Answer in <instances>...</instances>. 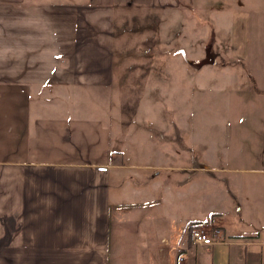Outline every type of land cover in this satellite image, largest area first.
I'll list each match as a JSON object with an SVG mask.
<instances>
[{
    "label": "crops",
    "instance_id": "crops-1",
    "mask_svg": "<svg viewBox=\"0 0 264 264\" xmlns=\"http://www.w3.org/2000/svg\"><path fill=\"white\" fill-rule=\"evenodd\" d=\"M263 6L0 0V264H264V111L252 97L242 115L236 93L235 113L212 124L225 142L203 135L207 88L246 84L227 67L215 70L246 64L260 48ZM142 40L162 43L167 56L117 62L121 49ZM207 42L214 64L198 67ZM132 77L151 80L140 94L117 92L119 100L137 98L126 109L145 104L127 164L114 131L127 120L114 121L108 104L115 84L137 90ZM193 160L211 173L193 172ZM128 171L143 178L130 183ZM206 177L236 190L238 210L242 189L259 190L261 204H251L259 219L246 208L240 225L225 220L224 188ZM190 223L224 230L212 246H198Z\"/></svg>",
    "mask_w": 264,
    "mask_h": 264
},
{
    "label": "rangeland",
    "instance_id": "rangeland-1",
    "mask_svg": "<svg viewBox=\"0 0 264 264\" xmlns=\"http://www.w3.org/2000/svg\"><path fill=\"white\" fill-rule=\"evenodd\" d=\"M255 20H254V18H252V21H255ZM263 21H264V15L262 17V22ZM262 28L264 29V23L262 24ZM131 36H133V34H131ZM146 39H148V37H146ZM140 42H142V43L136 42L134 44L135 46H133V44H128L126 46V48H124L123 50L121 49L116 56L117 62L119 59L120 60H122V59L128 60V59H134V58H140V57H157V58H160V57H166L167 56L166 47L162 43H160V42H152V43L147 42V45H146V44H144L143 40ZM259 45H260L259 49L250 50L249 57H251V58H249V60L247 61L246 64L243 63V64H236V65L232 66L231 64L228 63L226 65H222L221 69L215 70L216 72H223L224 71L223 68L227 67L229 70H231L230 72H235L240 77L245 78L246 84H244L245 86H243L242 83L234 85L233 81H231V82L229 81L228 83L223 82V84H222L223 88H222L221 92L216 91L213 87L207 88V92L205 93L207 95V99H206V103L204 104L205 110H206L205 111V118H206L207 128H205L203 130V135L205 136L207 142L212 140V138L217 139V137H219V138L221 137V139H223L224 129L223 130H222V128L214 129V127H212V124L214 123L215 120L220 121L222 119V120L226 121V120L230 119L229 118L230 115H233L235 113L233 108L231 107V106H233V103L231 102V100H233L235 98L236 93H237V95H238L237 97L239 99L244 100V103L241 106L239 105L240 104L239 102H237L235 104L236 107L240 108L239 113H241L242 115L248 113V110L243 106L248 105V103H246L245 101H250L252 97L255 98V101L253 103L254 106L260 112L264 111V31L262 32L261 38L259 39ZM208 47L209 46H208V42H207L204 51H206V49ZM179 49H181V48H179ZM180 51H182V50H180ZM183 55L185 56L186 53L185 54L183 53ZM204 58H205V54L202 55L201 59H204ZM225 60H227V59H225ZM219 62H220V60H219ZM197 64H198V62H194V64L192 63L190 66L194 67ZM211 69H213V67H207V69H206L207 74ZM241 73H243L245 75L241 76L240 75ZM131 79L133 82H136V85L138 87L137 90H135V91L128 90L127 88L124 87V82H121V83L119 82L120 85H118V84L114 85L113 89H114L115 93H114V95L111 96L110 103L108 104L109 109H110V116L112 117V119L114 121L118 120L121 122V120L119 119L120 117H125V119L127 120L126 122L123 123V126L114 125L115 126L114 131L116 133H118L122 139H124V146H125L126 150H125V153L120 156V158L123 159L125 161V163H127V164L132 163V161H130L131 157H129V151H131L133 148H136V146L138 144V137H139V135H141V132L136 127L135 120L140 119V117L143 114L145 115V112L143 109V108H145V104L139 100L136 103V105L132 104L131 106H129L126 109L125 106H128L129 105L128 103H130V104L134 103L137 98L132 97V98H127V100L120 98V100H119L117 92L121 91L122 93L124 92V93H128V94H131V93L140 94L144 82L149 83L151 80L150 78H145V77H139V78L132 77ZM230 83H232V85ZM226 84L228 86H226ZM236 86H238V87H236ZM258 98H259V100H258ZM125 100L127 102H125ZM222 120H221V124H222ZM112 123H114V122H112ZM184 132L186 133V131L185 130L182 131L183 139L185 137ZM228 135H229V129H228ZM258 135H259V140H260V144H259L260 150H261V152H263L264 151V142H263L264 141V133H263V131L258 132ZM175 141H176V135H175ZM223 142H225L224 139H223ZM241 143L244 147V150L247 151V149L249 148L247 141L242 140ZM192 167H193V165H192ZM131 173H132L131 171H128V173H127V177H128L127 179H129L130 183L134 184L135 178H137V179L143 178V177H138V175L134 176ZM130 176H133V178ZM250 177H255V176H252V175L251 176H244L243 178H244V180H247ZM206 178L212 182L210 185L214 184L213 186H215L219 189L224 188L225 194L223 193V195H222V199H221L223 201L222 205H228L229 208H227V209H230V210H226L224 212V214H226V215L222 214L224 216L223 218H225V220H227V221L231 220V222L235 221L238 225H240V221H242L241 219H243V220L246 219L243 216L245 214L246 208H248V209L250 208V211H251L250 217L251 218L253 215H255V220L259 219L261 208L259 206L255 207V208L251 207L252 203L257 202L259 205L261 204V201L259 200L260 196H261L259 190L258 191L256 190L254 193H252L251 190L242 189L241 192L243 193L246 204L244 202V206H242V208H240V210H238L237 208L240 205V203L237 202V204H236V199H238V201H241V199L239 198V195L237 194L236 190L230 189L229 192L226 193L228 191V188L225 186L224 183H220V182L215 181L213 179H210L208 177H206ZM220 186H222V187H220ZM112 189H113V191L115 190V188H112ZM219 193L221 195V191H219ZM206 209L207 210L209 209V204H207ZM190 211L192 213L193 210H188L189 214H190ZM239 211H241V212H239ZM242 213H243V215H242ZM245 216H246V214H245ZM213 225H214L213 227H209V228H214L212 230H216L219 232L222 229L224 230V228H220V227L218 228L215 224H213ZM252 227H254V225ZM212 230H210V231H212Z\"/></svg>",
    "mask_w": 264,
    "mask_h": 264
},
{
    "label": "built area",
    "instance_id": "built-area-1",
    "mask_svg": "<svg viewBox=\"0 0 264 264\" xmlns=\"http://www.w3.org/2000/svg\"><path fill=\"white\" fill-rule=\"evenodd\" d=\"M101 171V168L98 169ZM193 172H205L207 174L211 173V169L204 163H198L197 161L193 160ZM220 235L219 231L212 230L210 231L206 227L200 226L193 228L190 232V239L191 241L198 246L209 247L212 246L217 242L216 238Z\"/></svg>",
    "mask_w": 264,
    "mask_h": 264
},
{
    "label": "water",
    "instance_id": "water-1",
    "mask_svg": "<svg viewBox=\"0 0 264 264\" xmlns=\"http://www.w3.org/2000/svg\"><path fill=\"white\" fill-rule=\"evenodd\" d=\"M214 61L215 59L212 53V49L211 47H208L205 51V58L198 64V67H202L205 65H213Z\"/></svg>",
    "mask_w": 264,
    "mask_h": 264
},
{
    "label": "trees",
    "instance_id": "trees-1",
    "mask_svg": "<svg viewBox=\"0 0 264 264\" xmlns=\"http://www.w3.org/2000/svg\"><path fill=\"white\" fill-rule=\"evenodd\" d=\"M198 225H201L199 223H190L188 226V236L190 237V232L192 231L193 228L198 227Z\"/></svg>",
    "mask_w": 264,
    "mask_h": 264
}]
</instances>
